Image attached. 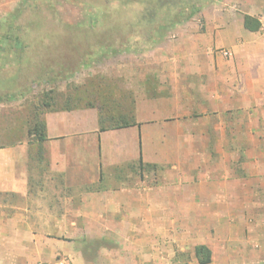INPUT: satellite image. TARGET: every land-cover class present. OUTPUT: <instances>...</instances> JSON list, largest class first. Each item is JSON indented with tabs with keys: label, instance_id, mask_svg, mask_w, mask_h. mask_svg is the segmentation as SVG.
<instances>
[{
	"label": "crops",
	"instance_id": "obj_1",
	"mask_svg": "<svg viewBox=\"0 0 264 264\" xmlns=\"http://www.w3.org/2000/svg\"><path fill=\"white\" fill-rule=\"evenodd\" d=\"M256 13L214 11L203 26H177L144 64L158 83L146 84L148 72L134 78L131 107L105 115L104 130L99 107L86 106L44 112V142L8 139L21 117L10 121L12 100L0 99V264L58 255L82 264L93 242L146 264L159 257L164 226L226 207L229 145L258 143L264 126V36L244 26Z\"/></svg>",
	"mask_w": 264,
	"mask_h": 264
},
{
	"label": "rangeland",
	"instance_id": "obj_2",
	"mask_svg": "<svg viewBox=\"0 0 264 264\" xmlns=\"http://www.w3.org/2000/svg\"><path fill=\"white\" fill-rule=\"evenodd\" d=\"M177 1L0 0V88L10 91H0V99L12 100L6 104L15 107L7 113L10 121L12 114L21 117L15 118V128L5 130L8 139L29 136L36 111L42 119L47 94L57 107L69 102L115 114L123 102L135 99L128 92H139L135 79L140 73L148 72V86L158 83L145 62H153L161 55L157 50L175 40L177 26L205 25L203 14L257 11L264 26V0H197V14L175 26ZM258 138L253 145H229L227 206L196 209L180 225L164 226L156 243L159 257L149 255L146 264H199L194 248L209 237L214 240L210 264H264L262 124ZM215 224L220 225L217 232ZM175 228L181 232L175 234ZM97 243L87 244L82 264H139L133 250L113 252L106 246L98 249ZM61 258L72 264L69 257L57 256Z\"/></svg>",
	"mask_w": 264,
	"mask_h": 264
},
{
	"label": "trees",
	"instance_id": "obj_3",
	"mask_svg": "<svg viewBox=\"0 0 264 264\" xmlns=\"http://www.w3.org/2000/svg\"><path fill=\"white\" fill-rule=\"evenodd\" d=\"M197 0H179L176 2V6L178 8V12L175 14V26L178 25L179 23H182L183 21H189L191 20L198 12V8L196 4ZM244 26L247 30L251 32H258L260 31L262 27V23L259 19L254 18L250 15H245L244 16ZM12 37V36H11ZM16 43L20 44V39L17 37ZM18 53H22V48L21 46L17 47ZM49 100H44L42 102V113L41 115L50 110H58V109H67L71 110L73 108H78V107H86V106H79V105H74L72 106L71 103H67L62 107H57L54 105L52 101H54L53 97H49L47 94ZM88 106V105H87ZM92 106V105H89ZM93 107V106H92ZM101 112V110H100ZM107 115L106 112L102 113L101 112V129L104 130L106 129L105 122L106 119L104 116ZM40 113L38 111L35 112V123L32 124V126L29 127L28 130V135L32 137L34 140L38 142H44L47 139V134H46V124L43 121V119H40ZM108 122V121H107ZM114 123V120L111 122ZM195 258L197 259L199 264H210L212 261V252L211 250L205 246V245H198L195 247Z\"/></svg>",
	"mask_w": 264,
	"mask_h": 264
},
{
	"label": "built area",
	"instance_id": "obj_4",
	"mask_svg": "<svg viewBox=\"0 0 264 264\" xmlns=\"http://www.w3.org/2000/svg\"><path fill=\"white\" fill-rule=\"evenodd\" d=\"M261 31H262V34L264 36V26L261 27ZM221 53L225 57L229 56V52L226 50H223ZM42 264H70V262L65 258H61V259L54 261L53 263H42Z\"/></svg>",
	"mask_w": 264,
	"mask_h": 264
}]
</instances>
